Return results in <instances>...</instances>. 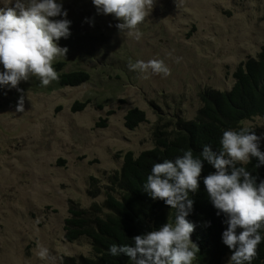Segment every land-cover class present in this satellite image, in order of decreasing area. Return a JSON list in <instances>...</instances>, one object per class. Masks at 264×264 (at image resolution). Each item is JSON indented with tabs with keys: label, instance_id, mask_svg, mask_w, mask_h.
I'll use <instances>...</instances> for the list:
<instances>
[{
	"label": "rangeland",
	"instance_id": "374dc122",
	"mask_svg": "<svg viewBox=\"0 0 264 264\" xmlns=\"http://www.w3.org/2000/svg\"><path fill=\"white\" fill-rule=\"evenodd\" d=\"M12 2L0 0V8ZM62 4L71 35L59 40L68 52L53 64L90 78L69 87L58 80L41 86L33 76L16 89L0 87V264L90 257L88 238H64L69 202L86 210L102 206L123 154L137 157L154 148L156 124L171 131L178 120H192L204 90H231L238 65L256 58L264 45V0H156L137 26L139 40L121 33L114 15L98 14L92 0ZM139 60H162L170 74L132 70L130 63ZM21 95L22 113L16 111ZM85 101L81 111L71 110ZM134 108L145 121L129 130L124 116ZM241 127L255 131L264 146V118ZM91 177L101 193L95 198L88 194Z\"/></svg>",
	"mask_w": 264,
	"mask_h": 264
},
{
	"label": "clouds",
	"instance_id": "9594fccd",
	"mask_svg": "<svg viewBox=\"0 0 264 264\" xmlns=\"http://www.w3.org/2000/svg\"><path fill=\"white\" fill-rule=\"evenodd\" d=\"M156 0H92L98 14H112L122 21L116 25L121 33L142 36L137 26L148 15ZM11 7L0 8V87L18 88L21 81L35 76L41 86H48L59 75L53 62L66 57L68 49L58 46L61 38L67 39L71 21L66 17L62 0H13ZM64 17L63 19H50ZM132 70L147 73L149 70L165 76L170 69L162 60L130 63ZM19 90V89H18ZM22 91V90H19ZM17 112H24L21 95ZM261 137L253 130H226L219 150L205 145L199 157L187 150L175 160L156 163L151 169L144 191L153 200H162L176 210L174 223H167L159 230L133 238L132 245L113 244L109 254L126 256L131 264H193L199 248L191 235L195 225L187 217L193 210L190 194L199 190L204 161L216 171L203 179L206 192L218 214L227 216V228L222 234L223 243L233 250L229 264H252L258 246L264 242V181L243 165L256 158V167L264 166V152L260 150ZM238 229L239 231L238 233ZM40 255L46 257L48 250Z\"/></svg>",
	"mask_w": 264,
	"mask_h": 264
},
{
	"label": "trees",
	"instance_id": "16d2710c",
	"mask_svg": "<svg viewBox=\"0 0 264 264\" xmlns=\"http://www.w3.org/2000/svg\"><path fill=\"white\" fill-rule=\"evenodd\" d=\"M63 66V62L53 64L61 86L76 87L90 78L85 71L61 72ZM233 78L234 84L228 92L207 89L198 95L201 106L192 120H178L171 131H167V124H156L153 131L154 148L141 152L137 157L132 152L123 154L120 171L108 177L102 206L94 203L86 210L69 202L64 238L69 243L81 237L88 238L91 256L64 258L63 264H129L131 261L126 256L110 255V246L132 245L134 237L174 223L176 210L162 200H153L143 189L153 165L164 160H175L187 150H192L194 157H199L205 145H210L214 151L219 150L224 131H240L243 129L242 122L256 117L264 118V45L256 58H249L238 65ZM86 102H75L71 110L81 111ZM144 121L145 113L136 108L124 116L125 127L129 130ZM260 150L264 152V146ZM257 164L258 160L251 158L250 163L237 167H245L259 184L264 181V166L256 167ZM215 171L204 161L199 190L190 194L194 204L187 219L195 225L191 240L199 248L193 264H222L227 255H233V250L222 241L227 216L218 214L203 184V179ZM89 180L88 194L95 198L101 194L96 187L97 180L93 177ZM237 231L239 233L241 230ZM261 231L264 234V229ZM257 251L252 264H264V242Z\"/></svg>",
	"mask_w": 264,
	"mask_h": 264
}]
</instances>
